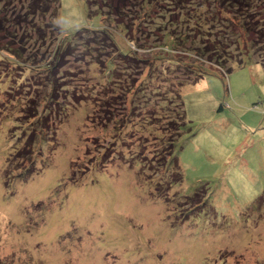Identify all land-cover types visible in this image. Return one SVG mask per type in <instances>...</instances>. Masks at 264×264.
<instances>
[{"label":"rangeland","instance_id":"obj_1","mask_svg":"<svg viewBox=\"0 0 264 264\" xmlns=\"http://www.w3.org/2000/svg\"><path fill=\"white\" fill-rule=\"evenodd\" d=\"M31 1L0 0L16 41L32 37L25 52L90 40L50 79L46 65L13 64L3 47L12 36L1 34L0 264H264V68L248 61L225 74L210 55L160 38L195 24L186 45L214 47L227 29L216 15L260 25L264 0L236 14L218 0H133L124 15L120 0H61L45 15L30 14ZM51 17L62 32L35 40L24 20L42 28ZM245 39L228 47L234 57ZM195 59L215 73L189 84Z\"/></svg>","mask_w":264,"mask_h":264},{"label":"trees","instance_id":"obj_2","mask_svg":"<svg viewBox=\"0 0 264 264\" xmlns=\"http://www.w3.org/2000/svg\"><path fill=\"white\" fill-rule=\"evenodd\" d=\"M53 1L54 0H33V1H31V4L28 7H26V9L28 11L34 9L33 12H30V14H32V15H35L37 13V10L35 11L37 6H39V8H41V12L43 15H45V13L48 12L49 8H55L56 13H58L60 10V7H61V0H55L58 3L57 8L52 7ZM126 1H128V2L126 3ZM132 1L133 0H120L119 5L121 4V6L116 7V10H118L120 15L125 14V10L129 8V6H130L129 3L131 4ZM135 1L137 2V0H135ZM218 1L221 5H223V6L226 5V7H225L226 10L232 11L235 14H236V12L240 13L244 9L245 3L251 4V2H252V0L251 1L250 0H218ZM7 2L9 3V1H7ZM151 2H152V0H141V2H139V3H143V5H145L146 3H151ZM133 4H135V2H133ZM106 6L109 8V10L107 11V13H105V15L110 16L113 13L114 7L110 8L109 5H106ZM0 7H1V5H0ZM1 12H2V10L0 9V13ZM118 12L116 11V13H118ZM89 13H90V11L88 12V15H89ZM53 16L58 17V15H52V17ZM216 16L217 17H220V16L223 17L222 23L226 26L227 29H226V32H224V34H223V38H221L222 35L221 36L217 35V34H220L219 32L216 33V38H220V39L218 40L217 43H212L214 47H210L208 44L207 45L205 44L204 46L196 44V47L193 46V43H191V45H189V46L186 45L187 41L189 40V38L192 34L191 27H193L195 24L190 26L189 34L186 31L178 32V31L174 30V31L170 32V31H165L164 29H162L163 32H161V33L163 36L160 38H161V40H163V43H165L166 45L169 44L168 46H172V50H173V48L177 49L178 47H180L182 49H187L191 54L195 53L198 56L203 57V58H205V56H207V55H210V57L214 61H216L217 63L222 65V67H226L225 74L231 73L235 66L243 65L244 63H246L248 61L260 63L264 68V51L262 50V49H264V21H263V24L258 25V23H255V22H259L258 19L256 21H254L251 17L249 19H246L242 15H240L238 18L236 17V15H234L233 19H232V15H216ZM52 17H51V20H48L45 23H43L44 26H42V28L41 27H35V26H38V24L36 23V21H34L32 19H30L28 21L26 19L24 20L26 26L34 27V29H37L39 31L40 34L35 38V40L45 43L47 40V37L52 36L53 32H57V31L62 32V28L60 27V25H58V24L55 25V23H53ZM89 17H91V16L89 15ZM11 18H13L12 15H4V16L1 15L0 16V38H1L0 41H2V37L4 36V35H1V34H3V32H4V34H7L8 36H12L11 39H13V40H8V42L3 44V47H4V49L11 51L13 54H16L18 56L17 59L13 60V64L29 65L28 67H30L31 69H34V67L36 65H39V66L46 65L47 69H45V70H47L48 76L50 79H53L56 76L57 70L62 69L61 67H63V65L65 63L64 61H66L68 58L73 56L78 51L76 49V46H79V45H76L77 43L79 44L80 42H82V43H85V45H86V42L88 40H90V38H88V36H84L81 34H80L81 36L79 38H77L79 36V34L77 35V33L83 32V29L79 28L80 30L77 29L76 32L73 34V35L76 34L77 36L72 38V45H73L72 49L70 48L69 50H67V48L64 49L63 46H58V47L53 48V49L49 48L45 51L39 50L38 53H36V52L31 53V52H29L30 50H28L27 51L28 53H27V52H25L26 46L24 43L30 42L32 40V37L30 36V34L27 35V37H24V35H22V39L19 41L20 43L17 42L16 41V38H17L16 31L15 30L12 31L6 25L7 22L14 23L16 21L15 19H13L14 21H12ZM184 20H185V17L180 18V16H177L178 24L179 23L183 24ZM188 22H190V21H188ZM172 24L177 25V23L174 22V20H173ZM196 24H198V25H196L197 29H199L200 31L205 30L204 24H202V23H200V24L196 23ZM132 26H134V25H132ZM232 26H236L238 30L234 31L233 29H231ZM91 31H92V33L94 32L97 37H98V35H101V32L98 30L91 29ZM207 35L209 36L208 33H207ZM207 35L202 34L201 40L205 41V39L207 38ZM5 37H6V35H5ZM210 37H211V35H210ZM241 37H243L244 39L247 38V39H245L247 41H244V42L248 48L245 49L246 51L245 50L239 51V55L234 57L233 52H231L230 48H228V47L230 45L233 46L236 44V45H238V48H240L239 45L241 44L240 42L242 41ZM95 39H97V38H95ZM97 41H99V40H97ZM103 41L105 42V39ZM259 43H261V46H263V47H261V50L256 49L257 46H260ZM15 44H18V45H15ZM140 46H143V45H140ZM107 47L109 48L110 44H107ZM31 49H33V47H31ZM87 49H89L88 46H87ZM168 51H169V49H168ZM40 52H42V53H40ZM30 54H32V55H30ZM101 54H103L102 51H100V55ZM122 56L124 58H126V60L128 59L129 62L133 63L135 66H138L139 64L147 63L145 61V59L138 58L134 52H124V54H122ZM9 60H11V59H9ZM148 62H149V60H148ZM194 62H195V64H191V66L188 67L190 70L189 76L191 79H189V82H187V83L197 84L199 82V80L204 76V74L215 73L213 71L205 69V67H203V66H199L198 64H196L198 62L197 59H195ZM228 63H231V64L228 65ZM232 63H239V64H232ZM49 72H52V73L49 74ZM129 75H131V74H129ZM221 75H224V74H221ZM154 80L157 81L159 79L154 78ZM154 80L152 82H154ZM136 94H137V92H136ZM34 139H35L34 134L30 137V139L29 138L27 139V141H26L27 144H26V147L24 148V153H21L20 155H23V156L29 155V151H28L29 150V143L31 144V146H33ZM174 156H173L172 160H174ZM175 160H177L178 164H179V159L177 158V156L175 157ZM179 167H180V165H179ZM171 181L172 182H170V183H180L182 181L181 173L179 172L178 177L176 179L171 180ZM198 196H199V193L197 192L195 195L191 196L190 198L188 197V200H191V202H195L199 199ZM203 199H204L203 202H201L200 205H197V207H199V206L203 207L207 203V198L205 199V197H204ZM261 200H263V196H261L257 200V203H259V204L263 203V201L260 202Z\"/></svg>","mask_w":264,"mask_h":264}]
</instances>
